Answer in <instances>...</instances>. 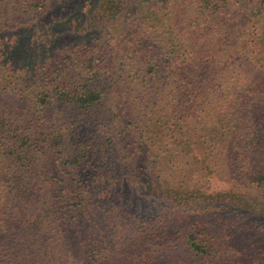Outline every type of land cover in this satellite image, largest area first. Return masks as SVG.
Here are the masks:
<instances>
[{
  "label": "trees",
  "instance_id": "1",
  "mask_svg": "<svg viewBox=\"0 0 264 264\" xmlns=\"http://www.w3.org/2000/svg\"><path fill=\"white\" fill-rule=\"evenodd\" d=\"M0 264H264V0H0Z\"/></svg>",
  "mask_w": 264,
  "mask_h": 264
}]
</instances>
